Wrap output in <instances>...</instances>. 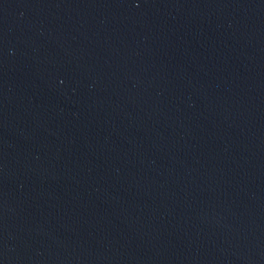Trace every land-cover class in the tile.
Here are the masks:
<instances>
[{"label":"water","instance_id":"water-1","mask_svg":"<svg viewBox=\"0 0 264 264\" xmlns=\"http://www.w3.org/2000/svg\"><path fill=\"white\" fill-rule=\"evenodd\" d=\"M0 264H264V0H0Z\"/></svg>","mask_w":264,"mask_h":264}]
</instances>
